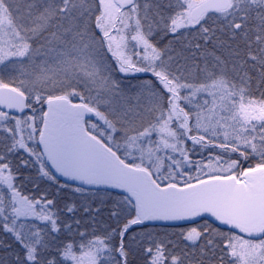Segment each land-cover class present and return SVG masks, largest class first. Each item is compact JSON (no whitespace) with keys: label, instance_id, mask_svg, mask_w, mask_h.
Listing matches in <instances>:
<instances>
[{"label":"snow or ice","instance_id":"1","mask_svg":"<svg viewBox=\"0 0 264 264\" xmlns=\"http://www.w3.org/2000/svg\"><path fill=\"white\" fill-rule=\"evenodd\" d=\"M0 264H264V0H0Z\"/></svg>","mask_w":264,"mask_h":264},{"label":"trees","instance_id":"2","mask_svg":"<svg viewBox=\"0 0 264 264\" xmlns=\"http://www.w3.org/2000/svg\"><path fill=\"white\" fill-rule=\"evenodd\" d=\"M145 78H147V76ZM17 177L18 179L16 180V184L20 191L24 194L37 196L39 194L37 186H39L40 190L48 189L47 182L37 175L35 169H24L17 174Z\"/></svg>","mask_w":264,"mask_h":264},{"label":"rangeland","instance_id":"3","mask_svg":"<svg viewBox=\"0 0 264 264\" xmlns=\"http://www.w3.org/2000/svg\"><path fill=\"white\" fill-rule=\"evenodd\" d=\"M199 158H200V157H199L198 155L193 157V159H199ZM17 179H18V177H17ZM17 179H16V180H17ZM15 183H16V181H15ZM24 195H27V196H29V197H32V196L29 195V194H24Z\"/></svg>","mask_w":264,"mask_h":264},{"label":"flooded vegetation","instance_id":"4","mask_svg":"<svg viewBox=\"0 0 264 264\" xmlns=\"http://www.w3.org/2000/svg\"><path fill=\"white\" fill-rule=\"evenodd\" d=\"M24 195V193H22Z\"/></svg>","mask_w":264,"mask_h":264}]
</instances>
